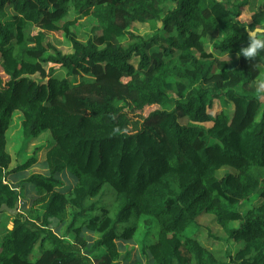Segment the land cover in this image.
Wrapping results in <instances>:
<instances>
[{
    "label": "trees",
    "instance_id": "trees-1",
    "mask_svg": "<svg viewBox=\"0 0 264 264\" xmlns=\"http://www.w3.org/2000/svg\"><path fill=\"white\" fill-rule=\"evenodd\" d=\"M259 27L264 0H0V264H120L129 245L132 264H264V56L236 55ZM17 112L25 144L52 137L46 173L24 174L36 151L12 167Z\"/></svg>",
    "mask_w": 264,
    "mask_h": 264
},
{
    "label": "rangeland",
    "instance_id": "rangeland-1",
    "mask_svg": "<svg viewBox=\"0 0 264 264\" xmlns=\"http://www.w3.org/2000/svg\"><path fill=\"white\" fill-rule=\"evenodd\" d=\"M64 20L65 19H71L73 18L76 13L74 11L73 5H65L64 6ZM63 20V19H62ZM132 31L136 33H146L148 32V29L145 25H138L135 24L134 27L131 28ZM70 30L72 33L76 35V37L82 41H85L92 37L95 33L99 32L98 30V23L94 16L92 17H80L78 22L71 26ZM96 31V32H95ZM48 40L53 42L56 46H58L63 52L71 51V44L68 41V38L65 36L64 33L60 32H50L48 33ZM137 58H133L131 62L137 66ZM9 77V74L0 67V84L3 85L7 81ZM33 78H39L37 74L32 76ZM78 80V79H77ZM256 87L264 91V83L261 79L256 82ZM220 107L218 105V101H215V107L212 109V113H216L220 111ZM21 113L17 112L15 116L13 117L12 123L8 129L10 141L8 144L9 152L12 155V167L18 166L21 163H24L26 160L30 159L33 156V152L36 151L37 156V162L32 166L29 170H27L24 174H31L33 172H41L46 173L45 164L42 163L43 160V153L44 149L48 148L52 144V137L48 130L42 131L40 135L36 138L30 139L29 142L26 144L23 142V137L21 135V125H20V119L18 116H20ZM133 118H137L134 116ZM206 125H211V123H208ZM43 147V148H42ZM43 150V151H42ZM28 172V173H27ZM224 171L220 173L222 175ZM68 176L67 172H64L63 174L59 175L57 179H62L63 177ZM69 177V176H68ZM72 182V179L69 178V181L67 183H62L61 186L66 187L69 185V183ZM112 196H114V191L112 189H109ZM33 195L32 193L30 196ZM26 201V200H25ZM106 203V201L104 200ZM114 202L113 198L111 200V208L112 203ZM104 205L100 204V207H103ZM250 206V204L247 203L245 206L244 204L239 207L241 210H245ZM94 213H99V208L96 209ZM1 217L4 215L3 213H0ZM199 224V230L201 232V239L202 241L207 244L208 246H211L212 248H215L216 252L218 254H224L227 251H230V245L228 242H224L222 239H216L215 237H219L222 235V230L218 226V224L215 222L214 217L211 215L203 214L200 218L197 219ZM238 223H233L232 226H237ZM72 239V237H70ZM134 246V248H133ZM129 245L127 246V249H123L122 259L120 264H132L135 261V256L137 252H139V246L137 245ZM232 249V248H231ZM40 252V249L38 246L35 248V254L32 257L38 256ZM127 252H129V255L127 257ZM141 255V254H140Z\"/></svg>",
    "mask_w": 264,
    "mask_h": 264
},
{
    "label": "clouds",
    "instance_id": "clouds-1",
    "mask_svg": "<svg viewBox=\"0 0 264 264\" xmlns=\"http://www.w3.org/2000/svg\"><path fill=\"white\" fill-rule=\"evenodd\" d=\"M237 57L243 56L246 60L254 61L264 56V27L247 31L246 46H243L237 52ZM229 53L227 60H229Z\"/></svg>",
    "mask_w": 264,
    "mask_h": 264
},
{
    "label": "water",
    "instance_id": "water-1",
    "mask_svg": "<svg viewBox=\"0 0 264 264\" xmlns=\"http://www.w3.org/2000/svg\"><path fill=\"white\" fill-rule=\"evenodd\" d=\"M1 211H6V212H8V213H15V212H16V209H12V210H10V209H8L7 207H2V208H1Z\"/></svg>",
    "mask_w": 264,
    "mask_h": 264
},
{
    "label": "crops",
    "instance_id": "crops-1",
    "mask_svg": "<svg viewBox=\"0 0 264 264\" xmlns=\"http://www.w3.org/2000/svg\"><path fill=\"white\" fill-rule=\"evenodd\" d=\"M246 11H248V12H249V10H248V9H247ZM244 16H245V18H247V17L249 16V14H248V15L244 14Z\"/></svg>",
    "mask_w": 264,
    "mask_h": 264
}]
</instances>
